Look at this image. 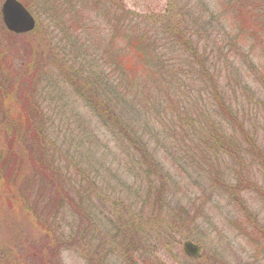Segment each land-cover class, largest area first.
Returning a JSON list of instances; mask_svg holds the SVG:
<instances>
[{
    "label": "rangeland",
    "instance_id": "obj_1",
    "mask_svg": "<svg viewBox=\"0 0 264 264\" xmlns=\"http://www.w3.org/2000/svg\"><path fill=\"white\" fill-rule=\"evenodd\" d=\"M23 1L37 16V25L30 33L9 38L11 48L0 54V86L11 98L4 103L12 105L25 89V98L36 95L41 109L39 125L53 140L55 159L61 157L60 166H67L75 179L76 186L70 183L67 189L72 197L77 196V205L60 203L61 192L50 184L42 185L40 176L35 179L40 172L25 159L21 175L29 179L32 174V179L22 183L19 197L29 187V204H24L30 205L32 213L29 216L19 206H11V196L0 190V264H264V44L252 45L242 36L238 46L228 45L223 33L218 36L216 21H209L210 32H214L205 47L217 71V87L231 100L261 152H252L234 128L245 151L242 170L226 155L194 163L185 154H177L176 165L172 154L183 144L178 136L170 139L164 135V116H170L164 109L130 122L148 150V163L162 169L163 180H167L161 184L163 188L153 179L147 180L140 170L147 166L142 156L124 150L122 138L111 135V129L91 115L73 84L98 71L112 72L106 67L110 52L103 54L99 49L111 34L98 17L102 5L128 11L135 28L157 41L163 58L178 62L187 57L182 43L176 45L164 33V16L175 18L176 11L182 10L201 21L203 14L218 9L217 0H68L75 9L88 13L94 24L89 30L71 27L66 40L55 26L62 14L48 15L44 0ZM223 26L229 32L233 20L226 17ZM2 36L0 32V40ZM115 42L121 48L122 40ZM6 45L3 41L0 50ZM32 51L38 57L36 66L30 67L31 74L24 73L29 69L26 57ZM91 56L102 59L91 62ZM91 63L93 73L89 72ZM191 85V94L205 103L201 109L208 108L214 117L216 107L210 103L209 93L197 81ZM59 146L63 154H58ZM215 175L221 176L222 184L212 183ZM244 178L254 187H244ZM12 196H17L16 191ZM72 207H79V213ZM44 230L53 236L51 244L46 242ZM186 240L201 247L198 259L184 255Z\"/></svg>",
    "mask_w": 264,
    "mask_h": 264
},
{
    "label": "trees",
    "instance_id": "obj_2",
    "mask_svg": "<svg viewBox=\"0 0 264 264\" xmlns=\"http://www.w3.org/2000/svg\"><path fill=\"white\" fill-rule=\"evenodd\" d=\"M97 1L101 2V0ZM33 3L36 4V1ZM42 4L46 6V11L43 10L48 15L62 14L57 18L55 26L62 32L65 40L69 37L66 31L71 27L89 30L88 27L94 24L88 13L75 9L68 0H44ZM216 4L219 5L218 9H214L213 13L209 11L203 14L201 21L197 17L193 19L188 14H183L182 10L176 11L175 18L168 17L169 15L164 16L166 18L163 23L164 33L176 45L182 43L180 45L182 53L187 57L186 61L178 62L163 58L164 52L159 49L157 41H152L146 31L140 32L135 28L128 11L117 6L110 8L101 4V14H98V17L103 18L100 21L111 34L107 43L99 49H103V54L110 52L106 67H110L112 72L100 74L102 71H98L94 76L91 74L90 78L81 79L78 82L75 80L73 84L74 90L89 108L91 115L101 124H106L111 129V135L122 138L126 152L136 151L142 156L147 166L140 167V170L148 181L153 179V183L160 187L167 182L163 180L165 176L161 173L162 169L156 167V163L155 166L148 163L150 161L148 150L141 142L140 135L134 132L130 125L135 118H143L150 112H159L160 109H164L165 114L170 113V116H164V135L170 139L178 136L177 140L183 144L179 145V148L175 147L172 154L176 165L179 162L177 154H185L194 163L200 158L208 163L214 157L226 155L233 157L242 170V156L245 151L235 137L234 128L243 135L251 151L261 155L255 142L246 133L244 123L231 100L221 95V89L217 87V76H215L217 71L206 53L205 46L210 45L209 41L212 40L214 32H210L209 29L211 20L216 21L217 28L220 30L218 36L223 33L228 38V45L238 46L240 43L238 39L247 36L252 45L262 46L264 44V0H217ZM39 6L41 7L40 4ZM190 10L191 7L187 12ZM226 17L233 20V26L229 28V32L223 26ZM192 27H195L193 32L190 31ZM0 32L3 34L0 44L3 41L7 43L0 50V54L3 55L6 48L7 50L11 48L9 38L16 35L6 31L2 23H0ZM118 38L122 40L121 48L114 46ZM114 48L116 50L112 51ZM119 52L120 55L117 56ZM35 56L37 55L32 51L31 57H26L29 69H27L28 72L23 71L24 73H32L30 67H35L36 59H38ZM24 58L25 55L21 57L22 60ZM96 59L102 58L91 56V62H98ZM22 60L20 65L23 64ZM92 64L89 65L90 73H93L91 72ZM76 74L77 72L72 75ZM10 78L11 76H8L7 79ZM194 81L203 86L206 94L209 93L210 103L217 110L213 111L214 117L208 114V108L205 111L201 109L205 105L204 102L201 103V97L199 99V96L191 94V84ZM25 93L18 99V101L21 100L20 103L14 101L12 105H5V101L11 100L10 93L0 86V186L7 187L5 191L1 187L0 190L11 196L8 198L11 206H19L30 216L32 209L30 205L28 209L29 207L24 204H29L27 199L29 187H25L26 191L22 190L23 195L19 197L22 183L32 179V174L29 179L21 175L22 163L26 159L35 166V170L40 172L35 179L40 176L42 185L50 184V187L61 192V197L58 198L60 203L66 201L68 205L69 203L71 206L77 205L75 204L77 196L72 197L67 189L70 183L76 186L75 179L73 175H69L67 166H60L59 158L61 157L55 159L56 147L53 149V140H49L46 130L39 125L41 109L36 102V95V99L33 95V97L25 98ZM168 119L171 124L166 125ZM61 148L62 146L57 147L58 154H63ZM68 158H65L67 162H69ZM212 178V183L222 184L220 175ZM242 183L244 187H254L248 178H244ZM40 189H46V187H40ZM15 191L17 196H12ZM12 197H17L18 200ZM71 209L79 213V207ZM43 233L49 244L53 236L46 230ZM78 234H76V240L79 238ZM71 236L73 237V234Z\"/></svg>",
    "mask_w": 264,
    "mask_h": 264
},
{
    "label": "water",
    "instance_id": "obj_3",
    "mask_svg": "<svg viewBox=\"0 0 264 264\" xmlns=\"http://www.w3.org/2000/svg\"><path fill=\"white\" fill-rule=\"evenodd\" d=\"M1 17L7 30L21 34L34 28V19L29 12L16 0H4L1 5ZM183 252L196 259L200 255V248L188 241L182 244Z\"/></svg>",
    "mask_w": 264,
    "mask_h": 264
}]
</instances>
